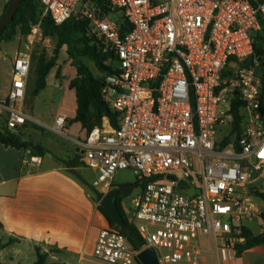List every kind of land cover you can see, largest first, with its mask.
<instances>
[{
  "label": "built area",
  "instance_id": "2783aa9c",
  "mask_svg": "<svg viewBox=\"0 0 264 264\" xmlns=\"http://www.w3.org/2000/svg\"><path fill=\"white\" fill-rule=\"evenodd\" d=\"M39 1L56 25L86 21L116 62L101 93L119 113V127H95L81 144L83 165L97 172L92 189L104 195L117 171L133 170L141 188L129 197L128 214L142 250L154 248L160 264H203L206 257L237 264L245 223L264 213L250 192L264 173L262 81L246 65L256 33L264 31V0H104L108 11L93 0ZM117 13L118 21L111 18ZM31 67L30 54L15 56L11 90L0 99V131L35 122L25 110ZM234 99L243 104L242 135L222 147L217 132L232 123ZM66 126L59 115L53 131L67 136ZM29 163L36 167L41 159ZM142 250L105 227L93 256L142 264Z\"/></svg>",
  "mask_w": 264,
  "mask_h": 264
},
{
  "label": "crops",
  "instance_id": "0c3cea01",
  "mask_svg": "<svg viewBox=\"0 0 264 264\" xmlns=\"http://www.w3.org/2000/svg\"><path fill=\"white\" fill-rule=\"evenodd\" d=\"M9 1L0 0V18ZM17 54L15 50V56ZM12 79L0 89V99L9 94ZM42 92L34 98L40 97ZM27 95L28 87L26 98ZM68 98L53 115L52 125L30 114L35 122L14 131H27L32 148L16 149L0 142V264H35L36 248L48 254V264L96 263L90 255L94 258L99 232L111 227L90 195V183L84 178L88 182L85 185L68 173L63 163L71 164L80 173L93 170L82 163L81 144L87 140L88 133L80 123L73 121L77 113L76 93ZM59 115L67 118L66 131L71 134L68 140L53 131ZM102 126L112 128L107 118ZM226 126L228 123L220 126L217 132V143L222 147L225 133L220 128ZM229 132H232L231 125ZM218 133H224L222 139L218 138ZM21 139L27 142L25 137ZM37 147L45 150L41 152ZM31 157L40 158L41 164L32 166ZM253 185L264 192V173L252 182ZM256 202L264 210V202L259 198ZM121 206L123 210L125 205L121 203ZM258 225L264 229L263 219ZM203 264L217 263L206 257ZM237 264H264V246L245 248L241 255L237 254Z\"/></svg>",
  "mask_w": 264,
  "mask_h": 264
},
{
  "label": "trees",
  "instance_id": "16d2710c",
  "mask_svg": "<svg viewBox=\"0 0 264 264\" xmlns=\"http://www.w3.org/2000/svg\"><path fill=\"white\" fill-rule=\"evenodd\" d=\"M103 11L109 10V4L104 0H93ZM10 3V1H9ZM7 4L5 11L8 8ZM5 13V12H4ZM44 14V7L39 0H22L18 12L10 24L0 33V46L2 42L11 41L18 33L20 28L21 33L26 35L32 31V29L40 25L44 35H54L58 38V43L55 48V55L49 61L44 58L39 59L36 67V81L34 96H38L40 92L47 87V77L51 70L56 67L57 57L60 50L67 47L68 55L72 59L73 66L76 69V77L71 81L70 88L75 91L77 98V113L74 118V122L80 123L89 134L95 127H100L103 124L105 118L109 119L113 128L119 127V113L112 110L107 103L104 102L102 97V88L104 85V77L109 74H113L115 71V62L107 54H104L102 43L91 35L89 25L86 21H76L74 19L69 20L61 25H56L49 15ZM84 59L92 61L102 77L97 78L88 65L84 62ZM264 61V31L256 33L255 37V53L254 56L246 62V65H253L254 60ZM107 62L111 64L108 65ZM261 81H262V96L264 105V64H261ZM243 104L234 99L231 106V114L233 116L232 132L236 135L237 140L242 135V124L244 122V115L242 111ZM0 142L6 147H12L16 149H28L33 145L28 142H24L21 136L16 132L0 131ZM41 152L45 149L37 147ZM67 168H72L71 164L63 162ZM136 185L138 183H135ZM89 191L92 193L93 199L96 203H100L103 194L92 189L91 184L88 185ZM257 198L264 202V192L257 193ZM123 199L118 198V207L121 214L127 224V229L123 230L119 228L102 207L98 206L99 210L107 219L112 228L119 230L128 239L130 244L136 250H142L145 247V242L141 238L137 228L128 220L126 214L122 210ZM264 221V213L262 214ZM0 227L2 224L0 222ZM244 236L246 242L241 245H237V254L241 255L245 251V244L249 245V248L256 246H264V234L255 235L250 229L244 228ZM37 261L35 264H48V254L42 252L39 248H36Z\"/></svg>",
  "mask_w": 264,
  "mask_h": 264
},
{
  "label": "rangeland",
  "instance_id": "374dc122",
  "mask_svg": "<svg viewBox=\"0 0 264 264\" xmlns=\"http://www.w3.org/2000/svg\"><path fill=\"white\" fill-rule=\"evenodd\" d=\"M112 19L118 21L121 18V14L117 13L111 17ZM58 43V38L54 35L46 36L44 35L43 31L41 30L38 33H34V29L31 32L24 35L21 33L20 28H18V33L15 37L9 42H2L0 46V89L2 86L9 83V80L12 78V71H13V63L15 58V50L18 54H25L28 53L31 55L32 58V67L31 73L28 80V95L26 98L25 110L29 114H34L43 122L52 125V118L55 112L62 107L64 101L66 102L69 100V95H75L73 90H70V83L76 77V69L73 66L72 59L68 55L67 47H64L60 50L56 67L53 68L47 77L48 87L42 92L41 96L38 98H34V91H35V81H36V67L38 64L39 59L44 58L45 60L49 61L55 55V48ZM6 44L10 46H6ZM10 47L13 48L11 49ZM84 62L88 65L89 69L92 73L97 77L101 78L102 75L96 65L88 60L84 59ZM115 62V61H114ZM110 65V62H107ZM116 68V62L114 64ZM252 66L257 68L259 74H261V64L254 63ZM228 105L224 107V110L227 111ZM228 121V126L220 128L221 132L225 133L223 142V147H226L229 144L236 143L237 137L233 132H229V127L232 123ZM221 133L218 135L219 139H222ZM22 138H26L28 143H32L31 137L27 136V131H20L18 132ZM59 135V134H58ZM71 134L69 133L67 136H62L65 140L70 139ZM81 175L90 183L92 184L94 180L97 178V173L93 170L90 171H82ZM138 179L137 174L130 169L127 170H119L115 174L114 177V185L121 186L126 184H133L136 183ZM140 186H137L135 189V193H138L140 190ZM259 188L250 186V192L256 197L257 200V193H259ZM92 196V193L90 192ZM122 202L124 206V213L127 215L128 220H131V217L128 214V210L133 208L132 197L128 199H123ZM98 204V203H97ZM246 226H248L252 231L255 232L256 235L258 233L263 232L264 229L259 227V219L255 218L251 223L246 222ZM36 258V256H35ZM90 259L94 260L96 263L90 264H105L99 263L96 258H93L90 255Z\"/></svg>",
  "mask_w": 264,
  "mask_h": 264
},
{
  "label": "water",
  "instance_id": "95a60500",
  "mask_svg": "<svg viewBox=\"0 0 264 264\" xmlns=\"http://www.w3.org/2000/svg\"><path fill=\"white\" fill-rule=\"evenodd\" d=\"M22 0H10L7 10L0 18V33L4 31V29L10 24V22L14 19L18 9L20 7ZM260 64H264L263 60H259ZM261 115H264V109L260 110ZM68 173L74 175L77 179H79L83 184L87 185L88 182L84 179L81 173L74 168H68ZM182 186H186V183H181ZM137 185L133 184H126L121 186H116L109 192L103 195L99 206L102 207L110 217L113 219L114 223L121 229L126 230L127 224L121 214V211L118 207V198L128 199L136 189ZM193 192V190H191ZM245 248H248L249 245L245 244ZM139 261L142 264H160L157 252L154 248H146L142 250L138 256Z\"/></svg>",
  "mask_w": 264,
  "mask_h": 264
}]
</instances>
